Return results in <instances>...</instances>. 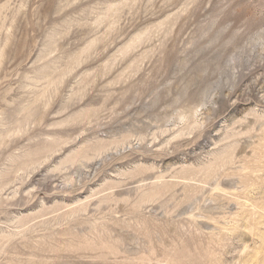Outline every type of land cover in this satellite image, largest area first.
I'll return each instance as SVG.
<instances>
[{
    "label": "rangeland",
    "instance_id": "374dc122",
    "mask_svg": "<svg viewBox=\"0 0 264 264\" xmlns=\"http://www.w3.org/2000/svg\"><path fill=\"white\" fill-rule=\"evenodd\" d=\"M0 264H264V0H0Z\"/></svg>",
    "mask_w": 264,
    "mask_h": 264
}]
</instances>
